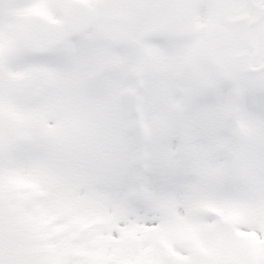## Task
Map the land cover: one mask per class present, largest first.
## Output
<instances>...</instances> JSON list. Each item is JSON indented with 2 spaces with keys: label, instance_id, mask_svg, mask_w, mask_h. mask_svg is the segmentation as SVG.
I'll return each mask as SVG.
<instances>
[{
  "label": "snow or ice",
  "instance_id": "snow-or-ice-1",
  "mask_svg": "<svg viewBox=\"0 0 264 264\" xmlns=\"http://www.w3.org/2000/svg\"><path fill=\"white\" fill-rule=\"evenodd\" d=\"M0 264H264V0H0Z\"/></svg>",
  "mask_w": 264,
  "mask_h": 264
}]
</instances>
